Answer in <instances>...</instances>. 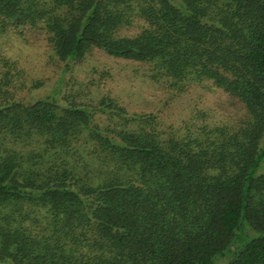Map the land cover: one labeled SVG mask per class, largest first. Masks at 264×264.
<instances>
[{"label":"trees","instance_id":"1","mask_svg":"<svg viewBox=\"0 0 264 264\" xmlns=\"http://www.w3.org/2000/svg\"><path fill=\"white\" fill-rule=\"evenodd\" d=\"M26 28L62 63L45 95ZM97 49L240 105L166 123L97 96L109 72L63 91ZM0 264H264V0H0Z\"/></svg>","mask_w":264,"mask_h":264},{"label":"rangeland","instance_id":"2","mask_svg":"<svg viewBox=\"0 0 264 264\" xmlns=\"http://www.w3.org/2000/svg\"><path fill=\"white\" fill-rule=\"evenodd\" d=\"M28 44L26 53V70L32 74H38L44 80L42 94H47L57 83L61 72L62 63L52 64L48 60L46 44L39 32L30 28L24 30ZM11 41V40H10ZM17 40H15L16 42ZM7 47V46H6ZM14 48V46H12ZM10 50V48H9ZM23 57V56H22ZM110 73L107 80L108 90L93 87L92 91L97 96L109 95L117 98L129 112H153L158 108L162 121L166 123L179 122L190 116L197 108H210L226 110L228 114L240 105L227 94L219 90L202 87L196 83L190 84L182 94H176L167 98L166 89L154 84L146 76L147 66L132 60L116 58L107 55L97 49L81 64L73 66L64 74L63 91L67 88L78 87L79 83H86L89 79L99 80L102 74ZM104 76V75H103ZM102 81V80H101ZM167 102V106H161L157 98ZM155 108V110L153 109ZM166 108V109H165Z\"/></svg>","mask_w":264,"mask_h":264}]
</instances>
